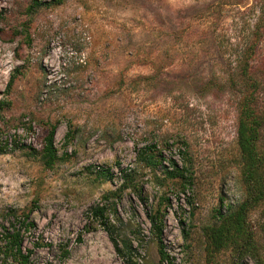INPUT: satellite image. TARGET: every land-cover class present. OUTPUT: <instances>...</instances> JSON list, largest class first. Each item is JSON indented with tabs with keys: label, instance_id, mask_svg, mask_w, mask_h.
<instances>
[{
	"label": "rangeland",
	"instance_id": "obj_1",
	"mask_svg": "<svg viewBox=\"0 0 264 264\" xmlns=\"http://www.w3.org/2000/svg\"><path fill=\"white\" fill-rule=\"evenodd\" d=\"M45 1L0 0V246L27 215L33 264H123L90 214L105 204L133 259L161 264L147 213L168 197L163 264H264V196L249 194L236 136L253 82L264 155V0ZM50 124L60 160L47 167L37 152ZM147 145L184 176L137 164ZM121 168L136 170L135 190ZM244 200V231L214 249L218 211Z\"/></svg>",
	"mask_w": 264,
	"mask_h": 264
},
{
	"label": "trees",
	"instance_id": "obj_2",
	"mask_svg": "<svg viewBox=\"0 0 264 264\" xmlns=\"http://www.w3.org/2000/svg\"><path fill=\"white\" fill-rule=\"evenodd\" d=\"M59 4L60 0H49L43 2V5L36 3L37 6H44L50 4ZM247 70V69H246ZM257 85L253 82L245 83L243 89L240 91L241 96L237 105V127H236V136L237 144L240 148L242 156L245 161V170L244 175L249 186H252V191L250 195L253 198V201H259L260 198L264 196V190L262 184L257 182L255 175L258 168L261 165H264V155H260L256 150V141L259 138V132L262 125L261 115L255 108L256 102V93ZM55 132L56 125L50 124L48 131L43 139V144L41 149L37 152L40 155V158L43 164L47 167L53 166L60 157L58 155L57 148L55 146ZM69 136V133L68 135ZM22 145V144H21ZM155 146H144L138 149L136 153V162L137 164L141 163L144 167L149 169H155L156 167H162L166 176L170 178L182 177L184 176L178 165L173 159H168L169 164L165 165L163 161L165 157L161 151L154 149ZM123 180V188H132L136 189L137 184L133 182L131 175L136 172L135 169L125 168L120 169ZM105 178H110L108 169H102L99 172ZM114 192H108L104 197L110 198L113 196ZM254 194V195H252ZM165 202V206H163ZM167 204H170L168 197H163L158 203L153 212L147 213V218L150 223V230L156 236L159 242V261L161 264L164 262L172 263L171 256L165 250L164 245L162 244V232H163V216ZM250 204V201L244 200L237 209H233L228 212L227 215H222L220 211L219 218L222 219V223L218 227H214L209 234L212 246L214 249H220L224 246H227L235 242V237L241 235L245 227V215L247 206ZM163 206V207H162ZM111 210L112 212L115 209H111L104 205H95L91 208L90 214L95 218L98 223L104 228L106 233L109 236V239L117 253V255L122 259L123 264H138L136 260L133 259L134 246L130 239L126 236H122L114 230V226L110 223L107 212ZM23 220L20 223L23 224L20 228H15V225L12 227L5 228L3 233L4 244L0 246V253L2 254V262L8 264L7 262L11 261L10 264H33L31 255L32 251L26 249L23 246V232L28 230V228L34 227L31 221H27L28 216L23 215ZM226 224V228H224ZM23 230V232L21 231ZM81 238H78L80 241ZM68 254V251L64 250L62 257H65Z\"/></svg>",
	"mask_w": 264,
	"mask_h": 264
}]
</instances>
